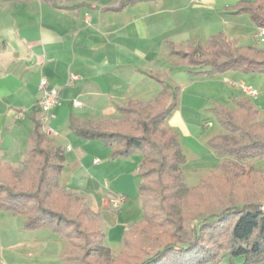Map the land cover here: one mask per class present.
Masks as SVG:
<instances>
[{"label":"crops","instance_id":"crops-1","mask_svg":"<svg viewBox=\"0 0 264 264\" xmlns=\"http://www.w3.org/2000/svg\"><path fill=\"white\" fill-rule=\"evenodd\" d=\"M123 1L0 0L1 163L13 167L22 161L24 154L17 159L7 151L17 139L26 143L34 120L40 121L38 84L44 78L59 91L46 122L50 141L65 149L59 181L96 209L104 221V240L110 243H121L123 234L137 222L132 211L125 216L120 212L137 182L140 158L110 159V149L101 140H86L70 125L117 120L118 108L129 101L150 104L169 92L175 107L167 126L190 134L192 125L167 83L185 80L186 67L170 55L169 44L205 43L211 35L222 33L240 45L246 32H251L253 41L257 28L248 14L229 10L240 0H138L121 5ZM171 67L179 72L183 68V73L174 75ZM71 74L77 78L71 80ZM186 90L181 102L186 100ZM74 100L81 104L74 105ZM20 110L25 116L18 119ZM116 194L125 196L119 210L102 206L103 197Z\"/></svg>","mask_w":264,"mask_h":264},{"label":"trees","instance_id":"trees-1","mask_svg":"<svg viewBox=\"0 0 264 264\" xmlns=\"http://www.w3.org/2000/svg\"><path fill=\"white\" fill-rule=\"evenodd\" d=\"M135 1L138 0H124L121 5ZM229 10L246 13L256 27H264V0H240ZM168 47L170 55L181 60L190 76H213L229 71L264 73V47L239 45L222 33L211 35L205 43L192 40ZM163 88L168 89L165 84ZM155 102L157 107L129 101L118 108L125 120L120 117L96 125H70L73 133L86 140H101L110 149V159L128 157L135 152L142 156L137 175L143 218L134 224L131 232L145 242L144 247L139 241L133 243L138 255H132L134 262L136 259V264L264 262V211L261 209L264 203L231 204L209 213L200 208L191 213L183 210L174 213L173 200L179 195L180 202L185 204L192 192L204 187L209 176L200 179L203 185L192 188L179 179L184 154L178 133L167 125L163 127L174 110L175 99L170 100L168 92ZM211 110L226 131L208 142L215 155L224 159L218 166L220 175L229 181L236 171L251 172L258 161H264V111L260 122H254L257 110L246 97L235 100L233 110L223 106H214ZM39 127L40 121L34 120L20 168L0 164V209L23 215L26 229L48 227L58 232L64 242L65 264H91L88 261L91 252L100 247L95 239L105 234L101 230L86 231L85 227L91 228L82 217L85 207L81 210L82 206H78L74 218L66 197L58 206H50V190L60 185L59 175L65 167V149L47 140ZM245 161L252 163L242 164ZM258 171L264 173V168ZM69 195L77 201L73 194ZM127 232L121 239L124 248L131 243Z\"/></svg>","mask_w":264,"mask_h":264},{"label":"rangeland","instance_id":"rangeland-1","mask_svg":"<svg viewBox=\"0 0 264 264\" xmlns=\"http://www.w3.org/2000/svg\"><path fill=\"white\" fill-rule=\"evenodd\" d=\"M243 31L245 32V29ZM245 35L246 38L241 40L240 45L252 43L255 46L264 47V37L258 43L254 38L250 42L251 32H246ZM171 68L174 70L173 67ZM178 73H183V68L180 69V72L178 70L173 71L174 75ZM241 82H243L244 86L253 88L256 94L247 95L240 85ZM167 83H170V91L173 95L176 94L178 107L182 109L187 121L192 125L190 126V134H185L181 128H176V132H178V143L186 156V161L184 156V169L187 172L182 169L179 170V179L185 186L192 188L203 185L200 179L209 176L205 181L204 187L192 192L185 204L183 203L182 205L179 195L175 198L177 200H173L172 206L174 213L179 214L182 210L185 213H191L195 212L194 210L197 208H200V211L208 213L216 212L220 208L231 206V204H243L244 202L250 201L263 204L264 173L258 171V168H264V161H258V165H254L255 169L253 168L249 173L245 174L244 172L236 171L230 175L228 178L229 181H226L220 175V169L218 168L224 159L215 155L208 142L213 137L226 134V131L219 123L215 114L210 110V107L216 104L220 103L228 110H233L235 109V100L246 97L257 110V118H255L254 122H260L262 112L264 111V73L259 71H229L213 76H190L186 71L185 80H175L173 83L167 81ZM184 89H187L184 92V98L186 100L181 102L180 96ZM202 93L206 94L200 95ZM172 99L173 97L170 98V100ZM149 105L157 107L155 101ZM121 118L126 119L125 116H121ZM207 122L211 124L204 126V123ZM164 123L163 127L168 125L169 121L166 120ZM39 131L50 141L51 136L44 131L41 122ZM25 145L24 138L23 140L17 139L7 152L12 157L18 159L24 154ZM135 155L140 158L141 162V154L135 152L130 156ZM21 162L14 165L13 168H20ZM248 163L252 162L245 161L242 164L247 165ZM0 164H2L1 160ZM135 176L137 182L130 189L128 203H126L127 205L120 214L125 216V212L130 210L133 212L134 220L136 219L135 221L138 223L143 218V213L140 208L138 191L140 178L137 172ZM69 193L73 194L74 198H78L77 201L71 200ZM50 195V206H58L60 202L65 201L64 197H66L70 214L74 218H76L75 212L78 210V206H82L81 210H84L85 207L86 210L83 212L82 217L84 215V221L91 228L87 229L85 227L86 231H103L104 221L96 209L92 208L85 198L65 189L61 183L54 190H50ZM120 219L122 220V217ZM79 220L83 221L82 218ZM135 226L132 225L127 229V233H129L127 239L128 241L131 240L127 248H124V245L120 242L110 243L106 240L112 246L110 247L106 244L104 237L99 240L98 238L95 239L100 244V247L91 252L88 261L90 260L91 264H109L110 261L113 264H136L138 259L135 258L136 262H134L132 255H138L137 250H134L136 243H133L139 241L138 244L144 247L143 243L145 241L144 239L137 238L131 232ZM70 248L74 250L72 245H70ZM63 250L64 242L58 232L48 227H40L32 230L26 229L24 228L23 215L9 213L0 209V264H65L62 259ZM220 264H225V260ZM260 264H264V262Z\"/></svg>","mask_w":264,"mask_h":264},{"label":"built area","instance_id":"built-area-1","mask_svg":"<svg viewBox=\"0 0 264 264\" xmlns=\"http://www.w3.org/2000/svg\"><path fill=\"white\" fill-rule=\"evenodd\" d=\"M254 39L260 43L264 37V27H257L254 34ZM77 76L74 74L70 75V79L74 80ZM242 89L247 95H255L256 91L253 88L244 86L243 82L240 83ZM38 90L40 92V97L38 100V107L41 111V119L40 122L44 128V131L50 135V128L47 127L46 122L51 117V109L58 103L59 100V91L56 87H52L48 84V82L42 78L38 84ZM74 105L79 106L81 103L77 100L73 101ZM25 116V112L23 110L16 112V117L18 119L23 118ZM210 122H207V125H210ZM125 202V196L122 194L109 195L103 197L101 200V204L103 207L108 208L113 211L119 210ZM264 211V206L261 207Z\"/></svg>","mask_w":264,"mask_h":264}]
</instances>
